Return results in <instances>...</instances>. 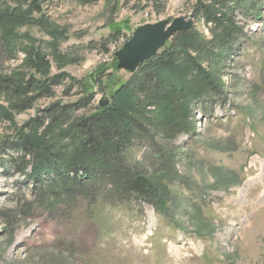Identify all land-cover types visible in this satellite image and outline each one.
<instances>
[{"label":"rangeland","instance_id":"obj_1","mask_svg":"<svg viewBox=\"0 0 264 264\" xmlns=\"http://www.w3.org/2000/svg\"><path fill=\"white\" fill-rule=\"evenodd\" d=\"M207 7L239 27L224 60L210 49L224 30ZM181 16L210 53H190L201 69L182 66L219 89L192 101L189 134L157 126L154 140L123 148L118 168L142 171L152 194L115 200L96 186L54 203L16 171L31 122L44 116L47 127L54 105L83 102L66 120L74 129L112 104L134 74L116 52L138 26ZM55 75L47 96L22 89ZM1 77L17 89L0 87V264H264V0H0ZM189 99H175L177 121Z\"/></svg>","mask_w":264,"mask_h":264},{"label":"trees","instance_id":"obj_2","mask_svg":"<svg viewBox=\"0 0 264 264\" xmlns=\"http://www.w3.org/2000/svg\"><path fill=\"white\" fill-rule=\"evenodd\" d=\"M205 15L208 22L215 23L217 28L224 30L216 47L209 46L212 53L218 54L221 60L230 57L231 45L235 42L232 35L239 27L233 20L227 18L229 21H225L220 18L209 7L205 9ZM206 48L208 46L200 44L195 29L178 31L167 42L163 51L143 63L134 72L131 80L116 91L112 104L81 119L74 129L67 125V121H70L69 114L74 109L83 107L85 103L80 102L73 107L54 105L48 110L51 121L47 127L43 116L31 122V134L23 130L27 134L20 145L24 154L14 159L12 166L17 172L33 180L35 189L39 185L41 189L44 187L42 192L50 194L54 203H72L76 195L88 196L94 192L96 186L101 187L107 196L115 200L129 197L133 192L152 194L155 188L142 171L136 168L135 171L128 167L126 170L118 168L124 164L122 150L136 139L154 140L157 126L163 127L171 137L182 131L190 133V104L194 100L205 99L208 93L219 89V84L201 70L193 76L190 74L191 70L188 67L184 69L182 65L185 60L190 59L194 66L201 69L190 53L205 52L209 57L210 53ZM178 73L183 74L177 75ZM62 80L58 75L50 76L44 81L33 76L23 82L25 87L22 89H39L40 96H47L51 93L50 87L60 84ZM11 84L17 89L16 84ZM11 84L0 78V87L5 89L12 87ZM89 97L91 102L95 95L90 94ZM185 97L190 99L181 120L177 121L172 105ZM153 109L159 114L161 112L165 118L157 117ZM45 128V131L40 132L39 129ZM69 136L72 137L71 143H65ZM69 145L73 147L72 151H68Z\"/></svg>","mask_w":264,"mask_h":264},{"label":"water","instance_id":"obj_3","mask_svg":"<svg viewBox=\"0 0 264 264\" xmlns=\"http://www.w3.org/2000/svg\"><path fill=\"white\" fill-rule=\"evenodd\" d=\"M193 24L192 18L187 19L185 16H181L171 21L161 20L138 26L124 47L116 52L119 60L118 67L131 73L136 72L143 63L157 55L175 33L180 30H187ZM108 104L109 100L100 101V105L103 107Z\"/></svg>","mask_w":264,"mask_h":264}]
</instances>
